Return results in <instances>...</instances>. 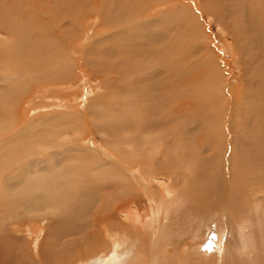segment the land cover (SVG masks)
<instances>
[{"label": "bare ground", "instance_id": "6f19581e", "mask_svg": "<svg viewBox=\"0 0 264 264\" xmlns=\"http://www.w3.org/2000/svg\"><path fill=\"white\" fill-rule=\"evenodd\" d=\"M100 1L107 2L106 10L98 9ZM123 1L24 0L23 7L20 6L23 1L19 2L20 8L17 6L16 16H22L20 23L15 18V25L9 31L10 27L3 18L0 28L9 31L8 39L16 41L20 34L23 35H20L16 44L19 46L13 53L10 48L6 51H3L5 47L0 48L1 58L7 61L6 65L5 62L0 64V72L6 73L5 79L0 75V104L9 99L14 88L15 79L5 84L11 86L10 90L3 83L10 77L15 62H31L32 70L29 71L34 70V73L49 71L53 38L57 36L64 43L67 40L66 47H72L71 40L81 36L77 32H67L72 27L83 33L88 30L90 34L95 28L109 32L101 40H92L86 50H80L76 62L86 70L84 72L102 77L103 84L116 85L121 92L126 89L128 97L121 103V109L111 105L106 108L112 112L117 127L124 132L113 133L111 127L103 134L101 126L109 124L96 123V120L95 123L91 120V123H84L88 127L86 131L93 132L94 136L100 132L101 140L116 154L99 142L80 145L77 143L79 138L73 142L67 139V131L59 136L62 141L48 139L57 132L45 130L43 126L48 124L42 126L38 123L41 128L36 127L38 133H44L43 137L26 140L27 135L23 134L31 127V122L18 126V130H23L22 139L14 137L18 131L14 130L0 143V264H20L17 258L19 247L16 246L24 241L29 244V239L23 235L30 229L31 232H44L45 244L49 248L48 255L43 252L45 258L49 257L45 261L47 264H55L57 256L54 251L71 243L68 234L74 243L82 231L87 235L80 237L76 244L100 237L101 245L88 246L73 256L63 257L65 264H164L162 256L157 260L151 258L144 248L133 253L127 250V244L123 240L119 242L120 238H128V244L132 246V238L123 234L125 230L130 233L134 228L140 230L144 216L160 218L173 212L180 204L181 194L186 198L195 194L194 187L204 193L202 199L207 201L208 193L211 194L209 176L217 175L219 169V175L227 174L230 169L235 175L242 169L244 174L246 169L245 177L251 172L263 175V181L259 183H264V36L257 37L255 33V23L260 11L264 10V0H241L246 14L251 13L252 24L247 29L245 21L239 23L247 32L243 38L230 30L234 58L227 65L233 70L241 67L239 78L242 85L240 81L236 84L229 81L223 63L215 58L216 51H200L198 47L203 49V44H191L175 13L163 19L166 4L178 0H140V13L147 8L143 16L140 13L133 16L125 9ZM131 1L138 6V0ZM228 6L230 10H237L235 0H230ZM151 10L157 14H152ZM205 10L209 12L206 7ZM209 10L215 16L221 12L217 5L210 6ZM3 11L0 16L9 12L7 9ZM53 13L55 17L51 16ZM200 18L201 15L194 18L193 24L189 21L186 24L193 37L197 34L206 36L198 23ZM53 23L55 27H51ZM258 24L264 33V18ZM27 30L30 33H25ZM46 60L49 61L47 64L44 63ZM94 61L98 62L102 74L95 72L98 69L92 66ZM107 75H111L110 80ZM162 108H167L168 112L163 113ZM153 114L155 119L151 120ZM134 116L137 121L133 124ZM80 117L82 115L76 120ZM131 127L137 128L134 132L137 136L131 137L126 132L132 131ZM145 154L156 159L149 158L153 160L151 167L162 166V161L164 166L168 165L158 172L157 178L134 165L127 173L119 170L121 164H126L125 159L131 156L141 159L135 162L144 167ZM170 165H174L173 170ZM8 168H12V173L5 177ZM167 173L173 177L163 175ZM180 179L183 185L177 188ZM220 180L217 178L218 182ZM181 187L189 190L181 192ZM131 191L133 193L127 199ZM256 197L257 194L253 196ZM97 201L103 211L91 215L89 226H84V211ZM43 221L47 224L42 227ZM259 243H262L259 251H249L250 264L257 261L264 264V241ZM248 245L252 246L251 241ZM119 246L126 250L120 252ZM100 249L111 251L103 254ZM189 262V259L188 263L183 259L180 264Z\"/></svg>", "mask_w": 264, "mask_h": 264}, {"label": "rangeland", "instance_id": "374dc122", "mask_svg": "<svg viewBox=\"0 0 264 264\" xmlns=\"http://www.w3.org/2000/svg\"><path fill=\"white\" fill-rule=\"evenodd\" d=\"M19 2H21L20 6L23 7L24 0H0V13H2L1 11L3 10V12H5V9L9 11L5 16H0V25L5 20V23L10 27L9 31L15 25V18H17V22L22 21V16L20 14L18 15L21 18L19 16H16L17 6L19 7ZM123 2L126 4H124L125 9L127 11H131L133 16L138 15L142 10V7H139L140 0L137 1L138 6H136L135 3L131 0H124ZM235 3L237 6V10H230L228 6L230 5V0L172 1L166 4V7L163 10L166 13V16H164L163 19L175 13L177 17L180 18V23L181 25L183 24L182 27L185 29L187 39L191 42V44L193 43L196 46L199 43L203 44V49L198 47L200 51L207 50L208 52L210 51V49L214 52L216 51L215 58H217V60L219 59L220 62L223 63V67L226 69V74L229 78V81L235 84L237 81H240L242 85V80H240L239 78V76L241 75V67L239 66L238 69L234 70L229 67V64L233 62L234 58V54L232 53V48H234L233 35L231 34L230 30L235 31V35L243 38L246 36L247 32L245 31L244 26L241 25L242 22L245 21V23L248 24L246 28L249 29L252 21L249 17L251 13L249 15L246 14L244 10V4L241 3V0H235ZM204 4L209 12L205 10ZM214 5H217L220 8L221 12L218 16H215L209 10V7ZM97 7L98 9L104 11L107 8V2L100 1ZM38 9L39 8H37V10ZM182 11L185 12V15H183ZM146 12L147 8L140 13V16H143L142 14ZM151 13L154 15L157 14V12H154L152 10ZM200 15L201 18L198 20V23L200 24L201 29L203 28L202 30H204L203 35L206 36L197 34V36L193 37V35L186 28V24L188 23V21L190 24H193L195 22L194 18L198 19V16ZM51 16L55 17L56 14L53 13ZM242 16L246 18H243ZM259 16L257 17L258 21L264 18V10L260 11ZM54 21L55 20H52V22ZM220 21H223V25L220 24ZM231 21L234 22L232 23ZM258 21H256L255 23V33L257 37H263V27L258 24ZM224 23L227 25V28ZM60 24H62V22ZM90 24L93 23L90 22ZM97 25V28L99 29V22L97 23ZM156 26L157 25H154V28H156ZM51 27H55V24L53 23ZM154 28L152 30H154ZM35 30H38V28L36 27ZM6 31V29L4 30V28H0V48L5 47L3 51H6V48H10V53H13L14 50H16L15 48L19 46L16 44L17 41L21 39L20 35L23 34H20L15 41V39H8L7 34L9 33V31ZM67 32H70V34H75L77 32L81 36L79 38H73L71 40L70 43L72 47H66V45L68 46L67 40L65 41V45L64 41H61V39L57 36H55V39L52 37V61L49 63V65L52 66L49 71L42 73H34V70L29 71L32 70L31 62L22 64L15 62L16 65L12 66L10 77L6 82L3 83V85L8 84L10 79H15L13 83L14 88H12V92L8 95L9 99L7 98V101L5 100L0 104V143L4 139L12 135L14 133V130H18V126L23 124L26 125L28 122H31V127L29 129H25V133L23 134L24 136L27 135L25 136L26 140H36L38 137H43L44 133H38L39 129L37 128L41 125L43 126V124H48L46 127L43 126L45 130L49 129L51 130L50 132L57 131L48 139H61L62 141V138H60L59 136L65 135V132L67 131V139L70 138L73 142H77L78 138L79 141L77 143L80 145H83L85 142H89L90 144L91 142H99V144H103L104 147L106 146L108 150L110 149L116 154V151L112 147L108 146L103 140H101L102 134L100 132H96L94 136L93 132L90 133V131H86L88 127L85 124H88L90 122L89 120H91V122L93 123H95L96 120V123L109 124L101 126L103 134L104 131H110L111 127H113V133L124 132L117 127L114 117L112 116V112L109 113V110H107L106 108L115 106L118 110L121 109V103L125 100V98L128 97V92L126 89L125 92H121L122 90L120 88H116V85L112 86L110 83H107V85L103 84L102 77L99 78V76H95V74L93 73L92 75L89 71L84 72L86 70H83L80 64L76 62L79 58L78 53L80 50H86L92 44V40H101L100 38L105 37L109 32L107 30H96L95 28L90 31L93 32L92 34H90L88 30H85L83 33L79 29H75L73 27L67 29ZM25 33L30 32H28L27 30ZM65 35L69 37V34ZM204 37L206 40L203 39ZM240 41H242V39H240ZM5 42H7L6 45ZM244 45L245 47H247V43L244 42ZM204 47H207L209 50L207 48L205 49ZM200 51L197 52L198 55ZM0 61V64H4L5 62L4 65H6L7 63L5 59L1 58V53ZM48 62L49 61L46 60L44 63L47 64ZM227 62L229 63L228 65ZM97 65L98 62L94 61V64L92 63V66L98 69L99 66ZM7 66H5V69L8 68ZM104 69L105 67L103 68V70ZM95 72L102 74V70L100 69L96 70ZM0 75H3V78L1 79H5V72H0ZM107 76L110 80L111 75ZM98 78L99 80H97ZM109 86L110 89L108 88ZM6 88L10 90L11 86H6ZM17 111L19 112V116H17ZM162 111L163 113H167L168 109L162 108ZM79 115H82V117H80L82 119L79 118V120L77 121L76 118L79 117ZM93 115L96 117L95 119ZM16 116L17 118H15ZM48 117H51L49 118L50 120L47 119ZM57 119H60L58 123L56 122ZM150 119H155L154 114L150 116ZM135 121L137 120L134 116L133 124L135 123ZM38 123L41 125H38ZM130 129L132 131L126 130V132L130 133L131 137L137 136L134 133L137 128L131 127ZM22 132L23 130H18L15 133L16 136H13L22 139ZM26 132H28L29 134ZM95 146L96 145H94V148H96ZM145 157V168L142 167L141 164L138 165L135 162L141 161V159L131 156L130 158L125 159L126 164H121L119 170L127 173V171H131L134 165L137 166L142 172L146 171V173L148 172L149 175H155V177L157 178L158 172H161V170L168 167V165H163V161L162 166H159L158 168L157 165L151 167L150 163L153 162V160L156 161L155 157L147 154H145ZM149 158L153 160H150ZM173 168L174 165H170V170H173ZM7 171L8 172L6 173L5 177L12 173V168H8ZM219 171L221 172V169H219ZM245 171L244 174H242L243 172L241 169L239 173L235 175L234 170L230 169L227 174H225L224 172L223 175H219L220 172H217V175L211 174L209 176V184L211 185V187L208 186V188L210 187L211 189V194L207 192V201L202 199L204 193H199L197 187H194L195 194L189 195L187 198L183 197L181 194V197L178 200L180 204L173 212L171 211L169 212V214H165L160 218L144 216L145 218L143 217L142 222V224H144L143 226H141L140 230H138L137 228H131V233L130 230H125L123 234L128 235L132 238V246L128 244V238H120L119 242L120 240H123L127 244V250L132 253L134 252V250L139 252L141 248H144V251L147 254H150L151 258H156L157 260L162 256L161 260L164 261V264H180L183 259H185L187 263L189 259L190 264H217L218 261V264H250L249 251H259V247L262 246V243L259 242L264 241V192L261 193V191H264V183H259L260 180H262L263 175H255L252 172L251 174H249L247 171L248 174L245 177ZM163 175L173 177L170 175V173ZM146 178L150 177L147 176ZM217 178L221 179L220 182L217 181ZM217 183H219L218 186ZM176 185V187L179 188L183 185V181L180 179ZM183 190H189V188H184L181 192H183ZM131 193L133 192L131 191L129 193L127 199L129 198ZM255 194H257L258 197L253 198ZM228 197L230 198L228 199ZM98 202L99 201L93 203L88 210L84 211V226H89L91 215L97 212H99L100 214V212L103 211V208L99 207ZM193 218L196 219L193 220ZM154 221H156V223ZM45 224H47L46 221H43L42 227ZM28 227L29 229L31 228V226ZM153 229H156V231L153 232ZM30 230H28L27 234L23 235L26 237V240L29 239V244L28 241H24L22 244L16 246V248L19 247L17 258L19 257L18 259L20 264H37V262H39L38 264H47L45 261L49 257L46 256L45 258L44 254L46 252V254L48 255L47 251L49 248L45 244L46 242L44 240V232H42L43 230H41V232H31ZM100 231L102 232L101 229ZM86 235L87 234L82 231L80 237H84ZM67 237L71 240L72 243L73 237H71L70 234H68ZM80 237H78L76 241ZM91 238L92 242L76 244L75 241L72 244H66L64 249L59 248L55 250L54 254L55 256H57L55 264H65L62 261L63 257L73 256L85 247L95 244L98 246L101 245L100 237ZM248 238H250L251 240H248ZM250 241L252 246L249 247L248 242ZM113 243L114 245L116 244L114 241ZM215 243L218 244V246ZM100 250L103 254H108V252L111 251L108 250L107 252H104V250ZM125 250V247L119 246L120 252H123ZM39 252H41V254ZM223 255L224 258L222 257ZM255 264L263 263L261 261H257V263Z\"/></svg>", "mask_w": 264, "mask_h": 264}]
</instances>
